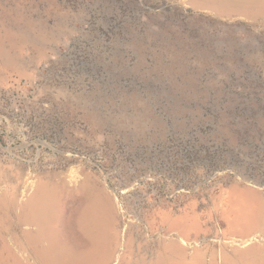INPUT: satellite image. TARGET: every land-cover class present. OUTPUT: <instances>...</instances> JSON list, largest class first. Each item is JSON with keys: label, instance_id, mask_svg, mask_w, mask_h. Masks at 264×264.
I'll use <instances>...</instances> for the list:
<instances>
[{"label": "rangeland", "instance_id": "rangeland-1", "mask_svg": "<svg viewBox=\"0 0 264 264\" xmlns=\"http://www.w3.org/2000/svg\"><path fill=\"white\" fill-rule=\"evenodd\" d=\"M263 111L264 0H0V264H142L165 241L217 261L260 229L262 192L142 204L134 183L171 128L233 144ZM103 176L133 184L113 210L75 188ZM202 235L231 240H179Z\"/></svg>", "mask_w": 264, "mask_h": 264}, {"label": "built area", "instance_id": "built-area-1", "mask_svg": "<svg viewBox=\"0 0 264 264\" xmlns=\"http://www.w3.org/2000/svg\"><path fill=\"white\" fill-rule=\"evenodd\" d=\"M218 125L206 121L198 125L187 124L188 128L181 132L175 128L167 131L163 139L154 145L149 171H145L134 183L139 186L142 204L149 201H173L176 206L186 197L193 194L208 197L232 182L258 189L264 195V130L258 128L255 119H249L248 125L244 126L249 136L243 134L233 144H228L223 140L216 141L213 137ZM102 178L100 181L118 205L132 189L133 184L123 177L116 183L113 178ZM118 209L121 211V208ZM140 220L141 218L137 220V224ZM158 236L171 237V233H157L152 238ZM179 240L191 250L194 246H201L209 241L221 244L230 242L231 239L202 235L193 240ZM253 241L263 239L255 234L237 237L234 243L246 244Z\"/></svg>", "mask_w": 264, "mask_h": 264}, {"label": "crops", "instance_id": "crops-1", "mask_svg": "<svg viewBox=\"0 0 264 264\" xmlns=\"http://www.w3.org/2000/svg\"><path fill=\"white\" fill-rule=\"evenodd\" d=\"M82 183L83 181L75 185V188L79 189L81 194H84L85 192L88 195H92L95 193H92L90 190H100L103 193V196L106 197L105 199L106 204H108V206H110L112 210L114 209V206L116 205L115 199L113 195L107 190L105 185H103L99 179L90 177V181L86 182L84 187L81 186ZM74 194L75 196L73 197L74 198L73 205L75 206L77 202L81 203V199L79 201V199H77L78 194L76 192ZM160 216H162V214ZM172 221H174V223L176 224V220H173L170 218L168 221L169 226L173 225ZM252 231L253 232L254 231L264 232V222L260 226V229L248 230L238 235L240 238H243V237H247L250 235L259 234V233H253ZM251 232L252 234H250ZM174 240L176 242V239ZM159 245H160V248L162 249V255L158 256L157 258H154L153 260L148 259L149 261L147 262H141L142 264L143 263L144 264H175V263L184 264L181 262V260L177 256L174 255L176 252V249H175L176 244L174 243L171 244L169 243V241L167 242L165 241V242H161ZM193 253H194L193 257H188V256H187L188 258L184 257L185 258L184 260H186L187 264H264V242L236 244L235 247H233V249H231L230 251L223 250L222 252H221V246H220L219 247L220 257L217 261L214 258V256L211 254L209 248L207 251H204V252L194 250L192 254ZM192 254H189V255H192Z\"/></svg>", "mask_w": 264, "mask_h": 264}, {"label": "bare ground", "instance_id": "bare-ground-1", "mask_svg": "<svg viewBox=\"0 0 264 264\" xmlns=\"http://www.w3.org/2000/svg\"><path fill=\"white\" fill-rule=\"evenodd\" d=\"M226 2L228 3V1H226ZM230 2H232L231 4H233V1H230ZM234 3H235V2H234ZM35 193H36V192H35ZM39 193H41V192L39 191ZM43 193H44V192H43ZM44 195H45V193L43 194V196H44ZM35 196H36V195H35ZM37 196L40 197L39 195H37ZM41 197H42V195H41ZM30 198L32 199V197H30ZM33 198H34V197H33ZM35 199L37 200L38 198L36 197ZM35 199H34V200H35ZM42 200H43V198H42ZM34 202H35V201H34ZM27 203H28V202H27ZM35 203H36V202H35ZM29 204H30V203H29ZM91 204H93V203H91ZM94 204H96V203H94ZM94 204L92 205L93 207H94ZM34 206H37V203H36V205H34ZM89 206H91V205H88V207H89ZM92 206H91V207H92ZM91 207H89V208H90L89 210H91ZM33 209H35V207H34ZM92 209H93V210H91V211L94 212V208H92ZM95 209H96V205H95ZM97 209H98L97 211H99V208H98V207H97ZM40 211H41V210H40ZM42 211H43V210H42ZM97 211H96V212H97ZM34 212H35V210H34ZM36 212H37V211H36ZM93 212H91V213H93ZM99 212H100V211H99ZM94 213H95V212H94ZM100 213H101V212H100ZM100 213H99V214H100ZM79 215H80V213H79ZM39 216H40V215H39ZM39 216H38V217H39ZM42 217H43V216H42ZM42 217H41V218L39 217V218L42 219ZM40 219H39V220H40ZM24 220H26V218H25ZM26 221H27V220H26ZM37 222H38V219H37ZM42 222H43V220H42ZM29 223H30V222H29ZM30 224H31V223H30ZM37 224H38V223H37ZM40 224H41V223H40ZM81 226H82V224H81ZM41 227H42V226H40V228H41ZM81 230L83 231V227H82ZM84 230H85V229H84ZM81 233H82V232H81ZM85 234H87V233H85ZM105 241H106V240H105ZM107 242H108V241H107ZM107 242H106V243H107ZM10 245H11V244H10ZM17 245H18V243H17ZM19 245H21V244H19ZM28 245H29V244H28ZM104 245H105V244H104ZM104 245H103V246H104ZM23 246H24V245H23ZM28 247H29V246H28ZM28 247H27V248H28ZM107 247H108V246H107ZM22 249H23V248H22ZM100 249L102 250V248H100ZM103 249H104V248H103ZM17 250H18V249H17ZM109 250H110V249H108V251H109ZM103 251H105V250H103ZM128 252H129V251H128ZM130 252H131V251H130ZM103 254H104V253H103ZM0 256H1V255H0ZM0 260H1V259H0ZM116 261H117V260H116ZM115 263H116V262H115Z\"/></svg>", "mask_w": 264, "mask_h": 264}]
</instances>
